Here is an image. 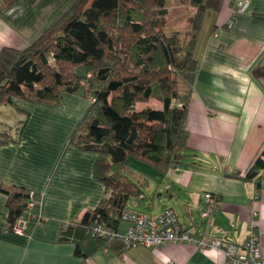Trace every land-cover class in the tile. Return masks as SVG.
<instances>
[{"label":"crops","instance_id":"crops-1","mask_svg":"<svg viewBox=\"0 0 264 264\" xmlns=\"http://www.w3.org/2000/svg\"><path fill=\"white\" fill-rule=\"evenodd\" d=\"M73 1L19 0L1 10L0 49L27 47ZM247 1L246 9L238 12L230 0H224L217 15L209 18L188 102L184 163L165 174L130 157L126 164L141 185L140 199L146 198L144 190L154 191L152 201L179 204L181 219L170 207L179 224L205 241L240 246L252 226L264 259V168L258 173L257 187L254 179L242 177L264 145V90L251 75L264 55V19L258 16L264 14V0ZM228 20L230 27L225 26ZM13 102L27 116L18 133L19 126L14 127L15 141L0 146V185L36 192L33 210L41 221L27 233L9 230L5 196L0 192V264H227L221 250L185 242L126 248L119 239H112L106 249L86 258L76 256L72 243L58 242L59 229L92 210L105 189L93 176L95 154L75 148L68 140L89 100L63 95V105L56 108L64 115L58 121L63 126L59 134L53 132L57 122L50 123L49 117L33 119L35 111L50 113L49 107L15 98ZM144 105L149 104L139 103L136 108ZM206 192L219 200L210 215L202 218Z\"/></svg>","mask_w":264,"mask_h":264},{"label":"trees","instance_id":"trees-1","mask_svg":"<svg viewBox=\"0 0 264 264\" xmlns=\"http://www.w3.org/2000/svg\"><path fill=\"white\" fill-rule=\"evenodd\" d=\"M17 1L0 0V11ZM223 1L176 0L171 10L185 24L180 30L168 23V0H74L27 47L0 49V106L20 111L14 98L57 105L64 94L89 100L68 140L95 154L93 176L105 189L92 210L59 229L58 242L72 243L76 256L86 258L107 248L110 241L94 235L91 227L118 231L129 199L143 195L126 164L128 157L162 174L184 163L198 47L209 32L206 18L216 16ZM258 16L264 19V14ZM150 99L160 107L136 108ZM15 136L0 132V146ZM263 168L264 145L242 177L254 179L257 187ZM0 192L9 230L20 217L28 223L23 233L41 221L33 209L25 213L30 198L37 202L36 192L16 185H0Z\"/></svg>","mask_w":264,"mask_h":264},{"label":"built area","instance_id":"built-area-1","mask_svg":"<svg viewBox=\"0 0 264 264\" xmlns=\"http://www.w3.org/2000/svg\"><path fill=\"white\" fill-rule=\"evenodd\" d=\"M235 11L242 12L246 9L247 0H231ZM231 21L226 22V26L230 27ZM257 199V195L253 196V200ZM204 208L201 210V217L206 218L210 215L212 209L217 205V199L212 193L203 194ZM37 202L30 198L26 204L25 213L28 215ZM255 215V212H254ZM38 219L40 216L37 214ZM121 222L127 223L124 233L113 231L100 225H93L92 233L104 237L107 241L119 239L126 248L143 246L152 248L164 242H185L204 249L215 248L223 252L227 264H264L260 245L255 231L252 226L248 231V235L243 245L234 243H222L216 239L205 241L203 238L196 237L185 226L179 224L172 209L166 208L160 214L152 216L139 214L137 212L125 209L120 216ZM27 218L20 217L12 230L23 233L27 227ZM106 249V248H104Z\"/></svg>","mask_w":264,"mask_h":264},{"label":"rangeland","instance_id":"rangeland-1","mask_svg":"<svg viewBox=\"0 0 264 264\" xmlns=\"http://www.w3.org/2000/svg\"><path fill=\"white\" fill-rule=\"evenodd\" d=\"M168 3L170 5V10H169L170 11V16L168 18L169 25L171 27H173V28H177V29L183 30L185 28V24H183V22L181 20H179L178 17L176 18L174 16V14L172 13L173 10H171L174 7V5H175L176 0H168ZM209 18H210V14L208 15V17L205 20V29L210 24ZM73 96L77 97L78 99L86 100V98H83L82 96H80V94L79 95L78 94H74ZM15 99H17V101H22V102L25 101V100L20 99V98H15ZM62 99H63V97H62ZM25 102H28V101H25ZM157 102L158 101H156L155 99H150L147 104H149V105H151L153 107H156ZM34 103H36V102H34ZM39 104H42V105H45V106L49 107L50 108V113L43 114V113H39V112L35 111L34 114H33V119H35V121H37V120H40L42 118L49 117L48 120L50 121V123H56L57 122L56 125L54 126V129H53L54 134L62 133L63 126H62V123H59L58 121L62 120L64 115L60 114L61 109H56V108L62 106L63 103L61 102V103H59L57 105H46V104H43V103H39ZM145 106L146 105H144V107ZM17 108H19L20 111L14 110V108H11L10 106H6V105L0 106V132L6 130V131H10V133H13L15 126H17V125L19 126L20 122H22V123L25 122L27 113L24 111L22 106H18ZM32 123L34 124V122H32ZM76 124L74 125V127L76 126ZM35 128L36 127H34V129ZM28 131L29 132H33V128H28ZM71 132L72 131L69 132L68 138H69ZM33 136H35V134H33ZM130 158H132V157L130 156ZM127 166H128V168L130 167L129 165H127ZM100 183H102V182H100ZM144 194L146 195V198L144 200L140 199L141 196L139 198H135V197L134 198L133 197L130 198L129 201L127 202L126 208L128 210H130V211L137 212L139 214H145V215H149L150 214L152 216H155V215L160 214L162 211H164L165 208L172 207L174 209V211L176 212V214H178L179 218L181 219V213H180L181 207L179 206V204L177 205L176 203H174L172 201H169V200H164V201L155 200V201H152L151 198H153V195L155 194L154 191H151V193H147V191L144 190ZM193 215L196 218H198L199 213H196L194 211ZM126 228H127V223L122 222L121 229L118 232L119 233H124Z\"/></svg>","mask_w":264,"mask_h":264},{"label":"water","instance_id":"water-1","mask_svg":"<svg viewBox=\"0 0 264 264\" xmlns=\"http://www.w3.org/2000/svg\"><path fill=\"white\" fill-rule=\"evenodd\" d=\"M251 75L256 79V81L261 85L264 90V55L254 66Z\"/></svg>","mask_w":264,"mask_h":264}]
</instances>
